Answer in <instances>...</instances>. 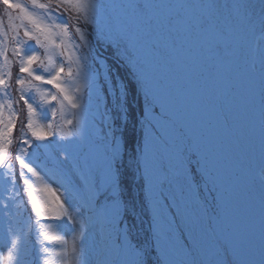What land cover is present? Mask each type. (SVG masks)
I'll return each mask as SVG.
<instances>
[{
  "label": "snow or ice",
  "instance_id": "6c2138e0",
  "mask_svg": "<svg viewBox=\"0 0 264 264\" xmlns=\"http://www.w3.org/2000/svg\"><path fill=\"white\" fill-rule=\"evenodd\" d=\"M0 4V264H264V0Z\"/></svg>",
  "mask_w": 264,
  "mask_h": 264
},
{
  "label": "rangeland",
  "instance_id": "374dc122",
  "mask_svg": "<svg viewBox=\"0 0 264 264\" xmlns=\"http://www.w3.org/2000/svg\"><path fill=\"white\" fill-rule=\"evenodd\" d=\"M13 2H24V0H13ZM112 2H115V3H126L127 0H105V3H112ZM0 11H1V13H0V19H3L4 22H5V25H6L7 24V17H6V14L3 11V5L2 4H0ZM17 23H18V21H17ZM21 35H23V32L22 31H21ZM77 43H79L78 40H77ZM39 51H40L41 56H43V49H40ZM98 51H97V54L100 53ZM107 52L109 53L108 57L107 56H104V55H101V53L99 55L108 58L109 65H111L112 68L115 69L121 76H124L125 75L124 69L119 68V66L115 62V60L112 59V58H110L111 57V54H112L111 50H108ZM11 58L12 57L10 55V59ZM56 60H57V63L60 62V58H56ZM67 67H68L67 64H65V71H67ZM18 69H19L18 63H14L13 66H12V73H13V78L14 79H15L17 73H18ZM14 79H13V85H14ZM41 87L42 88H47L49 91L55 92V89L52 88L51 86L41 85ZM86 91H87V89H85V93H86ZM30 94H34V93H30ZM18 97H19V93H18V91H16V86L14 85L13 88L11 89V98L13 100H17ZM132 97L133 98H136V100H137L138 104H140V106H141V100H140V97L136 93H134V92L131 93L130 92L129 97H128V109H129V113H130V112H133V108H134V110L136 112V119H135V121H136L137 118L139 117V115L137 113L138 110L136 109V106H135V104H134V102L132 100ZM0 99H6V98L3 97V96H0ZM36 99L38 100L39 99V96H37ZM140 106H139V108H140ZM16 107L17 108H22L24 106H23V104L21 102V104L16 105ZM5 114H7V113H5ZM94 116H95V121L98 124L99 121H100V119H101V117H100V115L98 113H95ZM56 123H60V116H59V114L56 117ZM17 127H19V125ZM137 134L139 135L138 130H137ZM16 135H18V132L16 133ZM15 155H16V147L14 145L13 146V149H12V157H13L12 158V163L14 165V171L16 172V183H17L18 187H20L21 190H22V184H21L20 177H19V164L16 163V161H15ZM32 181H33V187H34V189L41 188V187H43V185L45 183H47L52 188L56 189V191H57L58 194H61V196L63 195L62 189H60L59 186H58V184L55 183L54 181L46 180V179L44 181H38L34 177L32 178ZM6 187H8V185L6 184V178L4 176L3 170L0 169V193H3L4 192V189ZM133 191H134V186H133ZM34 194L37 195L38 197L44 195L43 193H41L39 191H35ZM24 201H25L24 205L20 208L19 219L21 220V222L23 224V227H24V231L27 234V232H28L29 217H31L32 231H31V234L30 235H26L27 253L23 257V264H37V262L34 261V259H33L35 250L39 248V244L37 242L38 239H39L38 236H37V225L35 224L36 217L31 212L30 205L27 203V196L26 195L24 196ZM41 223L45 224V230H47L49 232L59 233V231H60L59 229H57V227L55 226L54 223L51 225V227H49V223H50L49 221L42 220ZM3 242H4L3 241V230H2V228H0V245H2ZM34 244H35V249L33 247Z\"/></svg>",
  "mask_w": 264,
  "mask_h": 264
},
{
  "label": "trees",
  "instance_id": "16d2710c",
  "mask_svg": "<svg viewBox=\"0 0 264 264\" xmlns=\"http://www.w3.org/2000/svg\"><path fill=\"white\" fill-rule=\"evenodd\" d=\"M0 13H1V11H0ZM139 106H140V104H138V107ZM135 119H136V116L134 114V109H133V112L129 113V121H128L127 127L125 129V139L129 142V144L134 142V140L136 139V121H135Z\"/></svg>",
  "mask_w": 264,
  "mask_h": 264
}]
</instances>
